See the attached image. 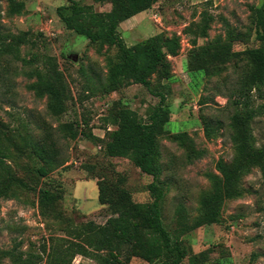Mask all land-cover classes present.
Segmentation results:
<instances>
[{
  "label": "rangeland",
  "instance_id": "obj_1",
  "mask_svg": "<svg viewBox=\"0 0 264 264\" xmlns=\"http://www.w3.org/2000/svg\"><path fill=\"white\" fill-rule=\"evenodd\" d=\"M77 1L97 11L112 7ZM15 2H23L16 13ZM70 3L0 0V146L4 162L23 180L0 199V249L7 252L0 264H101L107 250L78 253L87 246L86 224H104L114 215L99 202V178L114 182L125 176L123 186L134 203L151 201L147 185L153 177L128 158L106 155L102 143L85 134L107 138L117 127L113 116L120 107L145 118L159 97L142 84L113 89L109 70L117 49L67 29L58 8ZM257 7L264 8V0H158L119 26L128 45L156 34L180 42L178 54L167 58L169 76L163 77L164 68L151 75L171 111L158 137L160 180L167 189L163 220L171 231L179 225L181 207L190 223L199 217L203 196L214 188L212 177L221 176L220 164L236 160L234 100L251 71L245 50L264 47L256 33ZM19 38L18 47L2 49ZM36 83L44 86L42 94ZM50 85L60 91L62 114L51 108ZM260 104L263 113L252 122L258 146L264 144V98L257 96ZM42 166L46 175L38 171ZM238 187L240 195L225 200L217 222L184 237L190 254H206L198 264H264L262 172L243 175ZM41 188L60 196L48 215L41 213ZM119 263L148 264L139 257L128 263L121 257ZM183 264H191L189 258Z\"/></svg>",
  "mask_w": 264,
  "mask_h": 264
},
{
  "label": "trees",
  "instance_id": "obj_2",
  "mask_svg": "<svg viewBox=\"0 0 264 264\" xmlns=\"http://www.w3.org/2000/svg\"><path fill=\"white\" fill-rule=\"evenodd\" d=\"M95 1L111 3L112 7L108 11H97L93 4H80L77 0H70L68 6L58 8V14L67 29L86 36L92 43L116 47V61L109 70V80L114 90L142 84L158 96L159 101L148 107L145 118L137 110L120 107L113 116L117 127L107 132V138L85 134L102 143L106 155L130 159L143 173L151 175L153 180L147 185L151 201L134 203L132 192L123 186L125 176L118 177L114 182L99 178V202L107 205L114 215L104 224L94 221L86 224V232L89 233L86 238L87 246L82 247L78 253L89 256V247L97 251L107 250L101 258V264H117L121 257L127 263L134 257L142 258L148 264H183L186 258H189L191 264L203 262L206 254H190L184 237L205 224L218 221L225 200L240 195L238 185L243 175L259 169L264 176V144L257 145L252 129V122L263 113L262 104L256 105V97L264 98V47L245 50L251 71L240 83L234 100L237 110L232 117V125L236 130V160L230 165L220 164L221 176L212 177L214 188L203 196L199 217L190 223L181 207L178 212L179 225L171 231L163 220L162 204L167 189L160 180L161 169L158 163V137L165 132L171 111L166 93L159 86L153 87L151 75L159 68H164L163 77L169 76L166 74L170 66L167 58L178 54L180 42L177 37L156 34L128 45L121 35L119 26L123 21L150 10L158 0ZM22 8L23 2H15L12 11L16 13ZM254 13L257 38L264 43V8L257 7ZM3 39L0 29V43ZM21 39L7 45L2 44L1 47L11 51L14 46L20 45ZM233 55H239V52ZM33 87L38 89L39 94L44 92V86L40 83ZM47 89L52 97L53 112L62 114L65 104L60 91L54 85ZM0 152L1 199L10 193L14 184H22L23 180L16 177L4 162L5 148L0 146ZM38 171L41 175H46L44 166ZM59 198L57 192L41 188L39 204L42 215L54 211ZM6 254L0 249V261Z\"/></svg>",
  "mask_w": 264,
  "mask_h": 264
}]
</instances>
